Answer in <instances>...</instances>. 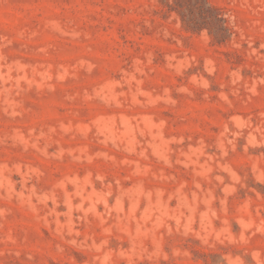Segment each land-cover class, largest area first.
<instances>
[{
    "label": "rangeland",
    "instance_id": "374dc122",
    "mask_svg": "<svg viewBox=\"0 0 264 264\" xmlns=\"http://www.w3.org/2000/svg\"><path fill=\"white\" fill-rule=\"evenodd\" d=\"M0 264H264V0H0Z\"/></svg>",
    "mask_w": 264,
    "mask_h": 264
}]
</instances>
